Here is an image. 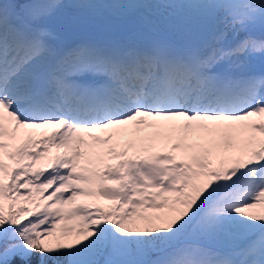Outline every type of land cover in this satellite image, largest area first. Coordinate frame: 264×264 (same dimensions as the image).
<instances>
[{"label":"snow or ice","instance_id":"1","mask_svg":"<svg viewBox=\"0 0 264 264\" xmlns=\"http://www.w3.org/2000/svg\"><path fill=\"white\" fill-rule=\"evenodd\" d=\"M0 264H264V0H0Z\"/></svg>","mask_w":264,"mask_h":264}]
</instances>
